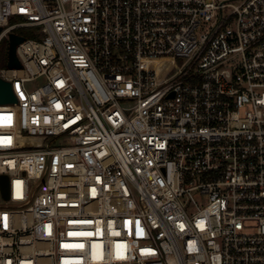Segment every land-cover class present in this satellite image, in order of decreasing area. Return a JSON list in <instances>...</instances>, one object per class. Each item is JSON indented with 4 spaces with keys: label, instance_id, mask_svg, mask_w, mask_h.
Segmentation results:
<instances>
[{
    "label": "built area",
    "instance_id": "obj_1",
    "mask_svg": "<svg viewBox=\"0 0 264 264\" xmlns=\"http://www.w3.org/2000/svg\"><path fill=\"white\" fill-rule=\"evenodd\" d=\"M23 28L0 264H264V0H0Z\"/></svg>",
    "mask_w": 264,
    "mask_h": 264
},
{
    "label": "water",
    "instance_id": "obj_2",
    "mask_svg": "<svg viewBox=\"0 0 264 264\" xmlns=\"http://www.w3.org/2000/svg\"><path fill=\"white\" fill-rule=\"evenodd\" d=\"M1 32V29H0ZM24 41L23 37L16 34L8 35L7 69H20L21 65L16 57V48ZM16 103L11 84L0 78V105ZM0 195L4 200L8 199V177L0 175Z\"/></svg>",
    "mask_w": 264,
    "mask_h": 264
},
{
    "label": "rangeland",
    "instance_id": "obj_3",
    "mask_svg": "<svg viewBox=\"0 0 264 264\" xmlns=\"http://www.w3.org/2000/svg\"><path fill=\"white\" fill-rule=\"evenodd\" d=\"M21 20L20 19H12L11 20V23H15V22H20ZM17 32H22V33H27V34H30V35H33L34 36V29H29V28H23V29H19ZM201 32V30L198 31V34ZM7 43H8V39L6 40ZM0 69H7V61L6 63H3L1 61V58H0ZM42 79H39L37 80V85H42ZM36 85V84H35ZM33 84H28L27 85V88H32ZM5 205V202L2 200L1 198V195H0V206H4Z\"/></svg>",
    "mask_w": 264,
    "mask_h": 264
},
{
    "label": "trees",
    "instance_id": "obj_4",
    "mask_svg": "<svg viewBox=\"0 0 264 264\" xmlns=\"http://www.w3.org/2000/svg\"><path fill=\"white\" fill-rule=\"evenodd\" d=\"M18 31V30H17ZM16 31V35L20 36V37H23L25 39H28V38H34L33 35H30V34H27V33H22V32H17ZM7 39H3L1 42H0V58H1V61L3 63H6L7 61V51H8V43L6 41Z\"/></svg>",
    "mask_w": 264,
    "mask_h": 264
}]
</instances>
